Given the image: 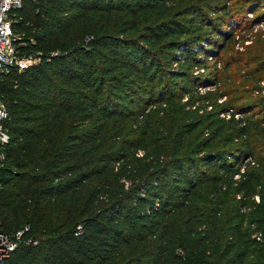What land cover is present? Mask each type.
I'll use <instances>...</instances> for the list:
<instances>
[{
  "label": "trees",
  "instance_id": "1",
  "mask_svg": "<svg viewBox=\"0 0 264 264\" xmlns=\"http://www.w3.org/2000/svg\"><path fill=\"white\" fill-rule=\"evenodd\" d=\"M16 17L41 62L0 75V229L39 243L6 264H264V97L231 74L264 80V33L216 61L264 0H23Z\"/></svg>",
  "mask_w": 264,
  "mask_h": 264
},
{
  "label": "built area",
  "instance_id": "2",
  "mask_svg": "<svg viewBox=\"0 0 264 264\" xmlns=\"http://www.w3.org/2000/svg\"><path fill=\"white\" fill-rule=\"evenodd\" d=\"M23 0H0V75H8L11 71L21 73L31 66L36 65L37 55L28 54L20 55V47L25 45L21 41V35L16 31L15 25L18 22L16 17V11L22 6ZM248 16H252L248 14ZM264 28V27H263ZM33 43L32 40H30ZM246 42H249L247 40ZM39 58V57H38ZM232 113V109H229L225 113H221L220 117H226L229 119ZM8 112L4 105L0 103V166L4 160V150L10 141L9 134L3 127V122L7 119ZM239 114L235 113L234 118H238ZM249 159H245L243 162L247 163ZM253 163V162H251ZM243 164L240 165V172L243 171ZM237 178V175L234 176ZM237 199L240 195L236 196ZM254 201H259L258 196H254ZM248 208L241 209V212H246ZM29 232V225H25L22 229L17 230L14 233H5L0 229V264H6V261L10 254L20 245H33L39 243L38 238L29 237L25 240L26 235ZM256 241L261 240V233L255 231L252 235ZM179 255H182V250L177 251Z\"/></svg>",
  "mask_w": 264,
  "mask_h": 264
},
{
  "label": "rangeland",
  "instance_id": "3",
  "mask_svg": "<svg viewBox=\"0 0 264 264\" xmlns=\"http://www.w3.org/2000/svg\"><path fill=\"white\" fill-rule=\"evenodd\" d=\"M248 17L252 18V16H248ZM263 27H264V21H261V23H258L257 25H255L254 28H252L251 30H250V28L248 29L247 26H245V25L241 26L239 30H236V33L231 35V40L225 46L224 51L220 52V54H219L220 60H216V61H219V63H220V64L218 63V66L221 65V61H224L225 58L228 59V58L234 57V56H244L242 53L245 52V47L254 44L255 37H252V36H255V34H257V33H264V28ZM249 36H250V41L249 42H245V43L241 42L240 39L242 37L244 38V37H249ZM40 53L36 54L37 55L36 58L38 59L35 62L36 64H39L41 62V58H38L41 55ZM20 55H28V54L26 52H20ZM212 61H211L210 64H212ZM216 64H217V62H216ZM232 69H233V72L231 74H237V76L241 75L243 77V78L234 79L235 80V86L234 87H235L236 91H240L239 93H241V94L242 93L243 94L246 93V95H248L247 97H250L252 99H258V97H264V80H262V79L258 80L256 83H254V85H256L257 88H252L251 87V84H252L251 79L248 78L249 76L247 77L245 75L246 72H243L241 70V71H236L237 73H235V68H232ZM211 89H213V86L205 87V88L202 87L201 89H199V93H204L205 91L211 90ZM229 99L230 98L227 97L225 101H227ZM0 103H2L4 105V107L6 108L5 102L3 100H0ZM183 103L184 102H181L180 105H182ZM223 119L227 120L226 117H224ZM202 137L203 138L206 137V134H204ZM5 159L6 158H5V155H4L3 164H6L5 162L7 160H5ZM7 165H9V164L7 163ZM205 206H207V205H205ZM222 209H223V212L225 213V211H226V205L225 204L222 206ZM29 237H33V236L26 235L25 240H28Z\"/></svg>",
  "mask_w": 264,
  "mask_h": 264
}]
</instances>
